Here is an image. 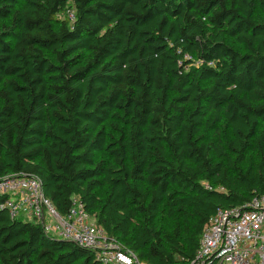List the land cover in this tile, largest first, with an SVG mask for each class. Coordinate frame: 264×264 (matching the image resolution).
Listing matches in <instances>:
<instances>
[{"label":"trees","instance_id":"obj_1","mask_svg":"<svg viewBox=\"0 0 264 264\" xmlns=\"http://www.w3.org/2000/svg\"><path fill=\"white\" fill-rule=\"evenodd\" d=\"M16 174L140 261L189 264L218 209L264 196V0H0ZM0 264L99 263L0 210Z\"/></svg>","mask_w":264,"mask_h":264},{"label":"built area","instance_id":"obj_2","mask_svg":"<svg viewBox=\"0 0 264 264\" xmlns=\"http://www.w3.org/2000/svg\"><path fill=\"white\" fill-rule=\"evenodd\" d=\"M0 210L93 252L99 264H147L109 237L78 197L72 198L67 215L58 213L34 176L16 174L0 179ZM189 264H264V196L241 208L218 209Z\"/></svg>","mask_w":264,"mask_h":264},{"label":"rangeland","instance_id":"obj_3","mask_svg":"<svg viewBox=\"0 0 264 264\" xmlns=\"http://www.w3.org/2000/svg\"><path fill=\"white\" fill-rule=\"evenodd\" d=\"M72 18V16H70Z\"/></svg>","mask_w":264,"mask_h":264},{"label":"water","instance_id":"obj_4","mask_svg":"<svg viewBox=\"0 0 264 264\" xmlns=\"http://www.w3.org/2000/svg\"><path fill=\"white\" fill-rule=\"evenodd\" d=\"M71 243V242H70Z\"/></svg>","mask_w":264,"mask_h":264}]
</instances>
